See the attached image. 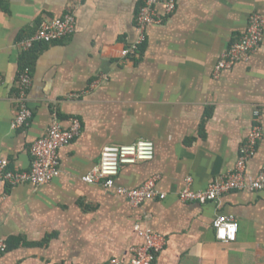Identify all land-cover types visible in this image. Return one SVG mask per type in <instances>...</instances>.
I'll use <instances>...</instances> for the list:
<instances>
[{
	"label": "crops",
	"instance_id": "1",
	"mask_svg": "<svg viewBox=\"0 0 264 264\" xmlns=\"http://www.w3.org/2000/svg\"><path fill=\"white\" fill-rule=\"evenodd\" d=\"M144 0H0V159L27 171L30 147L54 117L79 136L59 150V175L41 186L0 183V264L128 262L142 244L135 226L164 239L154 264H264V190L229 192L205 204L181 202L185 179L205 190L234 167L254 112L263 136L247 164L254 178L264 165V32L247 62L215 73L222 53L245 34L251 14L264 17V0H178L175 11L135 39ZM162 12V6L158 7ZM72 12L75 31L22 53L18 44L43 21ZM28 66L29 124L11 127L17 78ZM154 144L149 162L123 166L116 186L134 189L156 179L162 201L132 207L81 178L98 165L105 146ZM232 216L236 240L215 237L213 220Z\"/></svg>",
	"mask_w": 264,
	"mask_h": 264
},
{
	"label": "built area",
	"instance_id": "2",
	"mask_svg": "<svg viewBox=\"0 0 264 264\" xmlns=\"http://www.w3.org/2000/svg\"><path fill=\"white\" fill-rule=\"evenodd\" d=\"M178 0H144L135 16V39L121 53L124 58L135 56L147 40V28L160 24L165 17L176 9ZM162 6V12L158 7ZM76 20L72 12L63 17L43 21L37 31L22 40L18 48L27 53L37 44H51L68 38L75 31ZM264 17L258 13L250 15L247 30L237 41L222 53L215 66V73L228 71L237 63L247 62L258 50L263 39ZM32 75L30 68L20 69L17 78L16 114L11 127L21 129L27 126L32 118L28 108V91L31 87ZM252 128L240 147L234 167L220 175L205 190L194 191L191 178L185 179L184 188L178 193L181 202L205 204L218 200L229 192L264 190V165L254 178L247 175V164L255 155L263 136L260 125V113L254 112ZM81 124L78 119H71L68 128H64L56 117L53 118L45 135L31 145L32 164L29 170L9 169L6 159H0V183L10 187L20 185L41 186L50 183L59 175V150L70 145L80 134ZM154 144L148 140H138L130 145L105 146L101 150L99 163L81 180L92 185L101 186L106 190H114L124 197L132 207H137L150 200L162 201L166 194L156 188V179L147 180L142 186L129 189L116 186L121 167L149 162L154 158ZM212 228L218 241L228 244L236 240L237 221L232 216H218L212 222ZM142 244L132 249V258L128 262L111 259L107 264H154L157 254L164 246V239L148 228L135 226ZM7 251L5 243L0 242V257Z\"/></svg>",
	"mask_w": 264,
	"mask_h": 264
},
{
	"label": "trees",
	"instance_id": "3",
	"mask_svg": "<svg viewBox=\"0 0 264 264\" xmlns=\"http://www.w3.org/2000/svg\"><path fill=\"white\" fill-rule=\"evenodd\" d=\"M24 67V66H23Z\"/></svg>",
	"mask_w": 264,
	"mask_h": 264
}]
</instances>
